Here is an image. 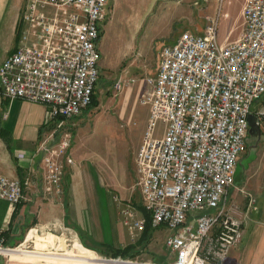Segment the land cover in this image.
<instances>
[{
  "label": "built area",
  "instance_id": "obj_1",
  "mask_svg": "<svg viewBox=\"0 0 264 264\" xmlns=\"http://www.w3.org/2000/svg\"><path fill=\"white\" fill-rule=\"evenodd\" d=\"M110 13V0H25L16 49L0 64L5 99L47 106L36 151L46 193L62 195L76 164L74 121L101 79ZM221 16L219 8L202 34L186 30L164 46L156 74L143 79L149 117L134 156L137 186L152 227L170 232L173 264H222L242 241L248 215L259 211L253 194L240 190L242 212L229 191L246 150L249 116L264 97V0H243L240 35L225 43ZM128 80L117 79L114 92L135 83ZM257 116L264 129V101ZM23 197V184L0 174V199L14 207ZM119 214L131 239L139 240L147 217L131 201L120 202ZM3 246L1 240V252L12 250Z\"/></svg>",
  "mask_w": 264,
  "mask_h": 264
},
{
  "label": "rangeland",
  "instance_id": "obj_2",
  "mask_svg": "<svg viewBox=\"0 0 264 264\" xmlns=\"http://www.w3.org/2000/svg\"><path fill=\"white\" fill-rule=\"evenodd\" d=\"M208 6L209 4L204 0H110L111 13L101 38L103 71L102 79L97 87L99 106L86 110L78 117L74 121L73 130L74 149L80 153L76 158L78 163L82 162L81 176L84 188L81 186L80 192L83 194L85 191L87 195H90L92 191L97 194V207L96 210L93 207L94 211L90 210L88 221L91 233L88 237L83 236L93 243L96 250L88 249L78 241L76 243L89 256L99 257V264H117L116 262L107 263L106 259H122L143 264H173L174 262L172 253L165 248L162 252L163 262L158 263L161 259L147 248L148 243L139 244V240L132 241L122 219L120 223L114 221L113 216H116V212L119 211L120 202L131 201L135 207L141 206L134 156L142 143L149 117V107L142 103L143 92L146 88L143 79L156 74L164 46L175 44L186 30L196 35L203 33ZM22 12L23 8L18 20L17 38H19L22 26L20 21ZM231 26L240 28L242 20L234 19ZM220 29H223L222 25ZM230 40H233L232 36ZM219 41L225 43L227 40L220 39L219 34ZM119 78L134 79L135 83L127 84L122 92L116 94L114 85ZM11 108L9 104L6 105L8 112H11ZM29 112L37 114L40 109L33 108ZM21 113L22 110L17 106L12 108L13 115ZM30 124L25 122L18 125V129L27 130ZM162 127L163 125L159 122L158 128L162 129ZM255 141L248 135L246 150L240 158L235 183L229 191V197H236L237 202L241 204L242 212H244L246 197L240 190L253 194L257 199L259 211L248 215L245 226L250 217L252 218L251 215L256 217L255 222L264 221V174H258L264 169V148H260L261 152L249 154V146L255 144ZM260 143L263 147L264 140ZM254 156H258V159L254 160ZM251 160H254L251 171L255 173L248 180V185L245 184L243 187L241 179L244 180L245 167ZM75 187L76 191H79L78 187ZM239 197H242V203ZM92 201V198L88 200L90 203ZM125 228L128 232V241L137 243L131 255L137 254L140 256L139 259L108 257L115 249L122 248L120 245L123 243L118 244L117 242L119 236L122 242L126 241L123 233ZM25 240L26 237L17 247L4 245L2 248L12 250L19 248L25 252L34 251L32 247H23ZM103 241L105 244L102 243ZM63 245V249L53 250V252L61 254L68 252L72 247V243L63 242ZM5 251L0 250V264L3 261L68 264L59 260L20 261L12 259L5 254ZM54 257L57 258V256Z\"/></svg>",
  "mask_w": 264,
  "mask_h": 264
},
{
  "label": "crops",
  "instance_id": "obj_3",
  "mask_svg": "<svg viewBox=\"0 0 264 264\" xmlns=\"http://www.w3.org/2000/svg\"><path fill=\"white\" fill-rule=\"evenodd\" d=\"M207 3L209 6L206 8L205 19L214 16L219 8L222 10L220 26L222 25L223 29L219 31L220 39L227 40L230 39V36L233 40L238 38L242 26L232 28L231 23L234 19L242 20L243 0L242 2L241 0H222V2L207 0ZM24 5L25 0H0V64L16 49L18 20ZM263 101L262 98L254 104L252 114L257 116ZM7 104L12 108L17 106L22 110V113L13 115L12 108L11 112L6 110ZM33 108L40 109V112L37 114L29 112ZM46 110V105L34 104L20 99L10 103L0 93V174L19 180L24 187V197L16 206L13 207L7 201L0 199V239L5 242L7 247H17L26 237L23 247L34 248L32 252H25L16 248L12 251H5V254L20 261L48 262L59 260L68 264H99V257L89 256L76 243L78 241L82 246L96 250L93 243L83 236H90L88 221L90 210L94 211L93 207L96 210L97 194L92 191H90V195H87L85 191L83 194L80 192V187L83 186L82 162L79 161V164L76 158L79 157L80 153L74 149V140L71 152L76 164L68 169L63 194H49L43 189L40 177L41 156L36 151L41 139ZM25 122H28V125L31 123L29 129L24 131L18 129V125ZM261 131L264 134V129L261 128ZM260 148H264L261 143L254 152H261L262 149ZM20 154H23L22 158H18ZM256 159L258 156H254V160ZM254 160H251L245 167V178L244 180L241 179V186L243 185V187L245 184L248 185V180L255 173L251 171ZM258 174L263 175L264 169ZM75 186L78 187L79 191H76ZM89 196L93 200L92 203L88 202ZM242 200V197H239L241 203ZM139 213L144 216L149 215L144 209L143 211L139 210ZM251 216L252 218L250 217L247 225L244 226L242 241L231 251L229 257L222 264H264V221L255 222L256 217ZM120 219L119 211H117L113 220L122 223ZM127 230L126 228L123 229L125 242H122L120 236L118 237L117 243H123L120 245L122 248L137 244L133 243V240L128 241ZM169 234L170 232L164 226L152 229L147 248L161 259L158 263L163 262L162 252L165 248L168 250L166 239ZM63 242L72 243L71 249L68 252L55 254L58 252H53V250L58 251L64 248ZM102 243L105 244V241ZM132 255L134 257L131 259H139L140 257L137 254ZM106 261L113 263L109 259ZM115 262L117 264H141L125 260ZM1 263L29 264L31 262L3 261Z\"/></svg>",
  "mask_w": 264,
  "mask_h": 264
},
{
  "label": "trees",
  "instance_id": "obj_4",
  "mask_svg": "<svg viewBox=\"0 0 264 264\" xmlns=\"http://www.w3.org/2000/svg\"><path fill=\"white\" fill-rule=\"evenodd\" d=\"M101 79H102V76H101ZM101 79H100V81H101ZM99 81V82H100ZM99 84V83H98ZM97 87H98V85H97ZM97 87H96V91H95V93H94V95H93V99H92V103H91V105L89 106V108L87 109V111L88 110H90V109H94V108H96V107H98L99 106V101H98V95H97ZM138 208V210H142L143 211V207H142V205L140 206V207H137ZM145 210V209H144ZM146 211V210H145ZM147 212V211H146ZM146 217H147V224H146V228H145V230H144V232H143V234H142V236H141V238L139 239V244L140 243H143V242H146V243H148L149 242V239H150V237H151V232H152V229H153V227H152V224H151V217H150V214L149 215H147L146 214ZM1 240V239H0ZM4 245H5V242H4ZM134 248V245H131V246H127L126 248H118V249H115V251H113L112 252V255H110V256H108V257H110V258H119V257H121V258H123V259H131V258H133L134 257V255H131L130 254V252H131V249H133ZM110 260V259H109ZM111 262H115V261H118V262H122V261H124V260H122V259H118V260H110Z\"/></svg>",
  "mask_w": 264,
  "mask_h": 264
},
{
  "label": "water",
  "instance_id": "obj_5",
  "mask_svg": "<svg viewBox=\"0 0 264 264\" xmlns=\"http://www.w3.org/2000/svg\"><path fill=\"white\" fill-rule=\"evenodd\" d=\"M249 126H250L249 135L250 137L256 140L255 144L249 146V150H248L249 154H252L254 151L258 149L259 143L264 140V134L261 131L258 116L254 114H251L249 116ZM110 260H118V259H110ZM125 261H128V260H125ZM129 262H132V261H129Z\"/></svg>",
  "mask_w": 264,
  "mask_h": 264
}]
</instances>
